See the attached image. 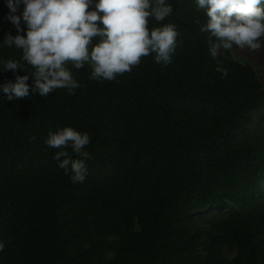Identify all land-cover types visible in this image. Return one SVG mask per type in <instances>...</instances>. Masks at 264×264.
<instances>
[{
	"label": "trees",
	"instance_id": "1",
	"mask_svg": "<svg viewBox=\"0 0 264 264\" xmlns=\"http://www.w3.org/2000/svg\"><path fill=\"white\" fill-rule=\"evenodd\" d=\"M167 2L149 27L178 25L170 64L152 54L113 81L69 64L74 94L0 93V264H264V85L251 61L211 56L196 0ZM8 12L0 0V59L23 69L0 83L34 71L3 43ZM64 127L90 136V159L64 149L82 183L45 143Z\"/></svg>",
	"mask_w": 264,
	"mask_h": 264
},
{
	"label": "clouds",
	"instance_id": "2",
	"mask_svg": "<svg viewBox=\"0 0 264 264\" xmlns=\"http://www.w3.org/2000/svg\"><path fill=\"white\" fill-rule=\"evenodd\" d=\"M6 4L9 12L5 19L15 26L17 34H7L3 43L21 50L22 60L34 69L31 74L0 83V93L9 101L33 93L46 97L59 88L74 94L80 85L69 64L76 69L88 64L92 69L90 79L108 81L131 72L143 57L152 54L156 63L170 64L181 35L175 23L149 27L150 18L162 22L172 14L167 0H95L94 7L93 0H6ZM196 4L206 12L207 21L200 31L208 34L214 59L221 48H261L264 0H196ZM22 22L25 27H21ZM0 65V72L23 69L15 59H0ZM216 70L224 77L228 74L225 68ZM29 76L34 78L32 85L27 83ZM45 143L58 149L53 159L66 174L71 171V182H84L85 160L68 158L64 149L70 146L73 152L90 159V154L83 151L90 143L89 134L64 127L50 131ZM4 247L0 240V251Z\"/></svg>",
	"mask_w": 264,
	"mask_h": 264
},
{
	"label": "rangeland",
	"instance_id": "3",
	"mask_svg": "<svg viewBox=\"0 0 264 264\" xmlns=\"http://www.w3.org/2000/svg\"><path fill=\"white\" fill-rule=\"evenodd\" d=\"M262 41V39H261ZM260 41V42H261ZM238 60H249L253 63L254 67L258 70V77L264 85V48L261 46L258 50H251L247 47L241 49L237 46H233L230 50ZM225 49L218 50L219 55H223Z\"/></svg>",
	"mask_w": 264,
	"mask_h": 264
}]
</instances>
